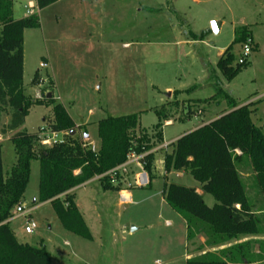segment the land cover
Here are the masks:
<instances>
[{"label": "rangeland", "instance_id": "rangeland-1", "mask_svg": "<svg viewBox=\"0 0 264 264\" xmlns=\"http://www.w3.org/2000/svg\"><path fill=\"white\" fill-rule=\"evenodd\" d=\"M35 1L14 0L13 9L15 19L36 13L40 17L38 28L25 31L26 95L40 98L53 93L60 98L73 119L86 124L87 130L78 129L79 137L87 132V141L97 147L99 120L139 113L141 130L155 144L156 178L150 186H140L136 175L145 169L131 166L121 183L131 193L128 203L116 190L104 196L98 179L76 192L95 244L66 230L51 203L39 202L40 161L33 160L24 203L33 209L30 217L37 228L28 234V217L12 220L18 239L46 247L52 264H186L192 253L196 257L206 252L220 255L237 244L244 245L241 251L247 257L232 264H264V236L209 247L203 243L204 235H199L188 243L184 218L163 194L164 156L172 150L169 143L227 111L226 95L241 105L261 100L252 106L258 109L252 118L264 130V0H58L42 10ZM214 23L221 25L220 32L213 30ZM244 27L251 37L245 43L235 42L236 30ZM247 44L252 51L246 65L229 81L217 65L220 53L233 46V65L237 66ZM168 87L178 90L171 92ZM189 105L195 114L181 121ZM162 107L167 108L169 119L157 128L160 117L155 109ZM44 117L52 123V106L33 105L24 125L11 132L7 130L11 111H0L6 176L17 159L10 138L21 131L38 133L47 123ZM167 121L173 124L166 126ZM159 132L163 133L161 141ZM162 144L166 145L159 147ZM239 171L250 201L255 200L259 209L263 195L255 186L251 166L243 163ZM166 178L187 187L200 186L185 172L173 171ZM93 199L99 205L102 227L96 225ZM204 200L209 206L216 202L210 194H204Z\"/></svg>", "mask_w": 264, "mask_h": 264}, {"label": "trees", "instance_id": "trees-1", "mask_svg": "<svg viewBox=\"0 0 264 264\" xmlns=\"http://www.w3.org/2000/svg\"><path fill=\"white\" fill-rule=\"evenodd\" d=\"M57 1L36 0V4L42 10ZM13 9L14 0H0V111L7 108L11 111L7 130L14 132L23 126L31 107L39 104L52 106L53 127L68 134L63 143L43 146L38 133L16 132L10 141L17 159L7 176L0 144V264H52V253L44 246L21 242L9 220L24 198L32 161H40L39 202H50L66 230L91 241L93 235L71 191L96 178L103 190L121 191L120 185L112 184L107 173L126 163L132 153L143 155L141 161L150 186L156 178V153L152 152L155 144L141 130L140 114L133 113L101 119L98 122L100 144L98 151L93 152L84 136L78 135L81 126L76 125L61 102L48 94L40 98L26 95L23 82L25 31L38 28L40 17L36 13L15 19ZM235 33V42L245 43L251 37L246 27ZM232 47L226 49L217 64L229 81L246 65H233ZM37 79L38 72L33 83ZM226 98L230 105L227 111L170 143L168 147L172 150L164 156L165 200L186 221L188 240L204 235L205 245L209 247L264 234V202L259 209L255 208V200L250 201L239 171L243 163L251 166L255 186L264 201V130L252 118L258 110L252 106L261 100L241 105L229 95ZM165 110V107L155 109L160 117L157 128L162 127V120L169 119ZM194 114L189 105L181 121L190 120ZM43 120L50 121L47 117ZM157 137L161 141L163 133L159 132ZM173 171L190 174L199 182L202 194L196 187L167 181V175ZM204 194L213 196L216 201L213 206L205 202ZM243 247V244L231 246L220 255L206 252L189 258L186 264H232L237 258L246 260L247 253L241 251Z\"/></svg>", "mask_w": 264, "mask_h": 264}, {"label": "built area", "instance_id": "built-area-1", "mask_svg": "<svg viewBox=\"0 0 264 264\" xmlns=\"http://www.w3.org/2000/svg\"><path fill=\"white\" fill-rule=\"evenodd\" d=\"M252 49L250 45H246L242 57L239 59L238 64L243 65L247 62L248 56L250 55ZM39 139L40 143L43 146H52L54 144L63 143L66 140L67 132L65 131H59L53 127V124H49L48 122L46 125L41 126L39 128ZM91 149L93 152L98 151V147L95 144H91ZM240 153V152H239ZM143 158V155H138L136 153H132L128 156V160L126 163L110 170L107 175H109L112 184L114 185H121L122 182L125 181L123 178L124 175L128 172V169L131 168L133 165H140L143 167V163L141 159ZM137 182L140 186H145L149 184V176L146 173V171H143V173H140L139 175H136ZM98 179V178H97ZM121 200L124 203H128L131 201L130 197L128 195L122 194ZM33 209H27L26 205L19 204L13 211V214L11 218L9 219L10 222L18 217H28L26 226H25V232L28 234H33L37 228V225L35 222L32 221L30 215L32 213Z\"/></svg>", "mask_w": 264, "mask_h": 264}, {"label": "crops", "instance_id": "crops-1", "mask_svg": "<svg viewBox=\"0 0 264 264\" xmlns=\"http://www.w3.org/2000/svg\"><path fill=\"white\" fill-rule=\"evenodd\" d=\"M36 2V1H35ZM25 17H27V16H25ZM219 27V32H220V28H221V25H219L218 26ZM185 43H187L188 44V42L186 41ZM225 51V50H224ZM224 51H222L221 53H220V57L224 54ZM167 90H170L171 92H174V91H176V90H178V89H175V88H172V87H168L167 88ZM180 91V90H179ZM52 95H53V97H54V94L53 93H51ZM58 101H60V98H56ZM62 103V102H61ZM63 104V103H62ZM64 105V104H63ZM64 107L66 108V106L64 105ZM66 110H67V108H66ZM68 111V110H67ZM69 113V112H68ZM70 114V113H69ZM71 116V115H70ZM220 115H216L215 117H213L212 119H210V120H207V121H203V123H202V125H204V124H206V123H208V122H211V121H213V120H215L216 118H218ZM72 117V116H71ZM73 118V117H72ZM74 120V119H73ZM75 121V120H74ZM100 121V120H99ZM75 123H76V125L78 126V127H85L86 128V124H79V123H77L76 121H75ZM167 125L166 126H170V125H172L173 124V122H171V121H167V123H166ZM201 125V126H202ZM199 128V127H198ZM86 130H87V128H86ZM79 131V130H78ZM15 132V131H14ZM78 134H79V132H78ZM86 135H88L87 133L85 134V136H84V139L85 140H87L86 139ZM88 138H89V135H88ZM177 140V139H176ZM176 140H174L173 142H175ZM172 143V142H171ZM91 144H94V143H91ZM168 144V143H167ZM170 144V143H169ZM164 145H166V144H162V145H160L159 147H162V146H164ZM32 165V164H31ZM97 179V178H96ZM93 180H91V181H89V182H87V183H85V184H83V185H81V186H79V187H77L76 189H74V190H72L71 191V193H74L75 194V197H76V192L80 189V188H82V187H84L86 184H88V183H90V182H92ZM120 187L122 188V190L121 191H119V192H121V195L122 194H125V195H128L129 197H130V199H131V201H132V196H131V193H129V192H127L126 191V189H125V185H123V184H121L120 185ZM197 188V190H198V192L199 193H201L202 194V191H201V189H200V186L199 187H196ZM109 190H104V192H103V195L105 196L106 195V193L108 192ZM95 201L97 202V200H95V199H93V202H94V205H93V210H94V213H95V221H96V225L98 226V227H102V221H101V214L99 213L100 211H99V205H96L95 204ZM130 201V202H131ZM46 203H50V202H46ZM76 203H77V205H78V207H79V209H80V211H81V213H82V215H83V217H84V219H85V215H84V213H83V211H82V206L80 205V202L76 199ZM22 204H24L25 205V203H24V198H23V200H22ZM257 209V208H256ZM86 221V220H85ZM186 222V221H185ZM87 223V222H86ZM88 225V224H87ZM88 227L90 228V230L92 231L91 233H92V235H93V240H91L92 242H94L95 244H97L98 242H97V239L94 237V233H93V230L91 229V227L88 225ZM263 237L264 235L263 234H261V235H251V236H246V237H254L253 239H258V237ZM249 239H252V238H249ZM261 239V238H260ZM206 240V239H205ZM205 240H203L204 242L203 243H205ZM190 241L188 240V243H189ZM189 245V244H188ZM224 247V246H223ZM223 247H221V248H223ZM192 254H194V255H192V257H196V255L197 254H195V253H192Z\"/></svg>", "mask_w": 264, "mask_h": 264}, {"label": "water", "instance_id": "water-1", "mask_svg": "<svg viewBox=\"0 0 264 264\" xmlns=\"http://www.w3.org/2000/svg\"><path fill=\"white\" fill-rule=\"evenodd\" d=\"M213 30L217 33L218 32V30H219V28H218V24L217 23H214L213 24ZM171 95V93H169V96ZM52 96V94L51 93H49L48 94V97H51ZM72 134H75V132H73ZM88 138V135H86V139Z\"/></svg>", "mask_w": 264, "mask_h": 264}]
</instances>
